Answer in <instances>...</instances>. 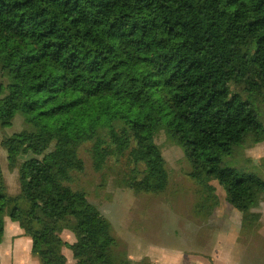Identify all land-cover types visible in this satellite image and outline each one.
Instances as JSON below:
<instances>
[{
	"label": "trees",
	"instance_id": "16d2710c",
	"mask_svg": "<svg viewBox=\"0 0 264 264\" xmlns=\"http://www.w3.org/2000/svg\"><path fill=\"white\" fill-rule=\"evenodd\" d=\"M263 109L264 0H0V126L18 114L26 125L1 140L19 192L8 194L0 166V243L8 217L40 264H66L63 247L76 264H131L69 182L90 143L96 170L127 154L125 186L165 191L160 132L190 164L194 213L213 214L215 181L251 230L264 179L229 164L264 142Z\"/></svg>",
	"mask_w": 264,
	"mask_h": 264
},
{
	"label": "rangeland",
	"instance_id": "374dc122",
	"mask_svg": "<svg viewBox=\"0 0 264 264\" xmlns=\"http://www.w3.org/2000/svg\"><path fill=\"white\" fill-rule=\"evenodd\" d=\"M25 127L23 117L19 114L15 116L10 126H0V166L7 192L10 195H16L19 192L18 169L17 166L9 167L1 140ZM156 142L161 147L169 174L168 187L161 193H135L124 185L123 180L133 175L132 164L129 162L127 154L107 157L103 167L96 170L89 152L90 143L80 147L79 156L84 162V168L82 171H73V178L69 182L74 190L84 191L87 199L109 220L112 234L118 242L116 251H119L120 254L117 255L127 259L130 256L128 254L130 246L138 248L137 245L140 243L143 247L153 238L158 240L165 234L174 238L172 240H175V237L178 240L177 238H181L184 231L187 230L186 227L192 223L196 224L195 226L199 225V230L204 234L203 237L206 241V235L210 239L212 233L219 229L217 225L223 223V220H220L223 212L229 216L231 223H238L236 212L225 201L224 190L215 181H211V184L215 186L218 203L217 214L211 218V221L201 222L197 219L192 209L198 198V186L188 175L191 167L183 150L164 132L157 135ZM231 160L234 161L229 165L244 167L264 179V142L246 143L237 149ZM259 196L258 204L261 201L263 204L260 206L262 216L251 227L252 236H248L246 239L239 237V241L241 244H247L250 252L247 257H252L253 254V259H256L255 264H264V236L261 233L264 223V194ZM9 222H11L10 219L6 217V231L0 243V264H16L15 255H18L14 252L11 260L10 253H5V246L9 245L11 241L7 226ZM25 239L28 237H24ZM15 250L28 252L27 247L23 244H19L17 248H14Z\"/></svg>",
	"mask_w": 264,
	"mask_h": 264
},
{
	"label": "crops",
	"instance_id": "0c3cea01",
	"mask_svg": "<svg viewBox=\"0 0 264 264\" xmlns=\"http://www.w3.org/2000/svg\"><path fill=\"white\" fill-rule=\"evenodd\" d=\"M259 197L256 198V205L251 209L253 212L260 213L258 219L262 216L260 206L263 205L261 203L262 201L258 204ZM226 203L236 212L235 214L238 217L237 224L231 223L229 216L223 212L220 217L223 223L221 222L217 225L219 229L212 233L210 239L206 235L205 241L204 234L199 230V225L195 226L196 224L194 225L192 223L186 227L187 230L184 231L181 238H177L178 240H176V237L175 240H172L174 238H170L171 236L165 234L158 240L153 238V240L148 241V244H145L143 247L140 243L137 245L138 248H135L136 246H130L128 260L131 264H255L256 259H253V254L252 257H247L249 252L247 244H241L239 241V237L246 239L248 236L251 237L253 233L251 230H243L241 225L242 214L234 209L227 201ZM217 204L216 199L213 214L209 218L200 217L194 213L193 209L192 211L195 217L201 222L211 221V218L217 214ZM224 221L227 222L224 223ZM8 224L11 241L9 245L5 246V253H10L11 260L14 252L18 253V255H15L16 264H40L39 260L31 253V239L28 237V239L24 240V237L27 236L23 235L22 229L16 222L11 221ZM261 231L264 236V223L262 224ZM61 237L68 243H73L76 240L74 234L69 230H63ZM19 244L26 246L29 253H26V251H17L18 249L14 251V248H17ZM62 253L66 258V264H76V260L73 258L72 251L69 248L63 247Z\"/></svg>",
	"mask_w": 264,
	"mask_h": 264
}]
</instances>
